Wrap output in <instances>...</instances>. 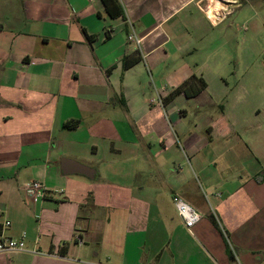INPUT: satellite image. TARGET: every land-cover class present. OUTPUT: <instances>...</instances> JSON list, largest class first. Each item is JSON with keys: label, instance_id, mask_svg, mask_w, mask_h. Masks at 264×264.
Masks as SVG:
<instances>
[{"label": "crops", "instance_id": "0c3cea01", "mask_svg": "<svg viewBox=\"0 0 264 264\" xmlns=\"http://www.w3.org/2000/svg\"><path fill=\"white\" fill-rule=\"evenodd\" d=\"M114 1L111 15L102 0H0V235L26 245L0 264H264V165L231 140L224 76L234 22L252 24L238 55L264 34L260 0L218 22L203 0ZM203 98L224 101L222 115L185 126ZM62 158L95 177L63 175ZM31 181L49 194L27 195ZM175 196L203 216L190 231Z\"/></svg>", "mask_w": 264, "mask_h": 264}, {"label": "rangeland", "instance_id": "374dc122", "mask_svg": "<svg viewBox=\"0 0 264 264\" xmlns=\"http://www.w3.org/2000/svg\"><path fill=\"white\" fill-rule=\"evenodd\" d=\"M260 3L262 5L260 10L264 11V0H260ZM235 17L236 15L233 16L234 19ZM243 23L244 20L234 22L232 26L235 34L237 33L231 45L235 50L234 63L232 64L233 74L229 75L228 71V74L224 73V76L228 82V91L233 90L232 92L236 93L234 96L238 97V101L233 103L234 110H229L225 115L227 120L239 129L238 133L231 137V140L250 144V147L258 154L264 165V34H260L258 38L252 37L248 49L243 48L242 53L238 50V55L237 48L242 46V36L247 34L245 31L246 25L247 28L252 29L251 22L242 26ZM244 68H247V70L243 71ZM206 93H210L214 99L219 93L221 95L219 83L216 82L210 85ZM224 103V101L210 102L206 98L187 102L184 108L187 114L182 117L183 124L187 127L206 125L209 119L222 115L220 106ZM255 106L261 107V114H251V109ZM205 136L207 135L205 134ZM221 140H224V138L222 137ZM108 232V228L102 230L105 235ZM105 239L107 238L104 236L103 241ZM106 248L110 250L111 247L106 246Z\"/></svg>", "mask_w": 264, "mask_h": 264}, {"label": "built area", "instance_id": "2783aa9c", "mask_svg": "<svg viewBox=\"0 0 264 264\" xmlns=\"http://www.w3.org/2000/svg\"><path fill=\"white\" fill-rule=\"evenodd\" d=\"M204 3L208 0H203ZM238 0H215L207 5L206 9H203L205 13L213 22H218L225 15L231 13L232 6H237ZM127 41L140 45V40L136 37L133 31L127 36ZM25 193L29 196L43 198L49 194V190L38 181H31L25 186ZM172 204L177 213V216L181 220L183 226L187 230H191L197 225L201 219L202 214L187 204L182 198L175 196L172 198ZM2 211L0 210V218L2 217ZM10 222L5 220L3 226L8 227ZM75 241L78 244H82V240L79 237H75ZM26 250L25 245V233H22L19 238L5 237L0 235V253H16Z\"/></svg>", "mask_w": 264, "mask_h": 264}, {"label": "water", "instance_id": "95a60500", "mask_svg": "<svg viewBox=\"0 0 264 264\" xmlns=\"http://www.w3.org/2000/svg\"><path fill=\"white\" fill-rule=\"evenodd\" d=\"M60 169L63 175H81L89 179H93L96 173L92 168L67 158L61 159Z\"/></svg>", "mask_w": 264, "mask_h": 264}, {"label": "trees", "instance_id": "16d2710c", "mask_svg": "<svg viewBox=\"0 0 264 264\" xmlns=\"http://www.w3.org/2000/svg\"><path fill=\"white\" fill-rule=\"evenodd\" d=\"M107 12H109L111 15H114V12L111 11V8L116 5V2L114 0H102ZM140 60V55L137 54H132L129 56H126L122 60V68L124 70L130 68L131 66L135 65L137 62ZM200 81V86L197 87V89L194 91V94H197L199 90H202L205 88L206 84L202 79H199ZM179 92V90H175V93ZM171 97V96H170ZM76 125L75 122L71 123H65V127H74Z\"/></svg>", "mask_w": 264, "mask_h": 264}, {"label": "bare ground", "instance_id": "6f19581e", "mask_svg": "<svg viewBox=\"0 0 264 264\" xmlns=\"http://www.w3.org/2000/svg\"><path fill=\"white\" fill-rule=\"evenodd\" d=\"M211 2H215V0H208V1H206V7H205V9L207 8V5H208L209 3H211Z\"/></svg>", "mask_w": 264, "mask_h": 264}]
</instances>
